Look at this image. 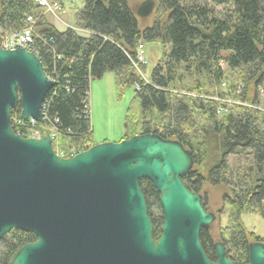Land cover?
Masks as SVG:
<instances>
[{
  "label": "trees",
  "instance_id": "trees-1",
  "mask_svg": "<svg viewBox=\"0 0 264 264\" xmlns=\"http://www.w3.org/2000/svg\"><path fill=\"white\" fill-rule=\"evenodd\" d=\"M211 1L223 8L156 0L154 23L142 27L129 0H81L72 25L59 29L35 0H0V27L19 32L30 25L29 16L35 20L34 53L56 82L41 121L57 128L56 151L96 144L90 86L113 73L119 89L135 88L122 139L155 133L190 150L195 171L183 181L195 191L206 184L226 189L223 210L231 227L221 233L230 244L228 257L248 264L249 235L241 216H264V0ZM143 41H161L164 50L149 72L147 64L140 66L142 75L135 62ZM20 114V108L13 110L12 120ZM13 129L27 136L26 128ZM140 186L148 206H160L154 185L143 179ZM162 222L154 224L155 238ZM34 240L30 232L10 231L0 240V264H10ZM207 241L203 233L214 260Z\"/></svg>",
  "mask_w": 264,
  "mask_h": 264
},
{
  "label": "water",
  "instance_id": "water-1",
  "mask_svg": "<svg viewBox=\"0 0 264 264\" xmlns=\"http://www.w3.org/2000/svg\"><path fill=\"white\" fill-rule=\"evenodd\" d=\"M155 7L146 0L136 14L146 18ZM55 84L34 52L0 44V240L14 229L36 237L10 264H237L222 243L215 260L204 249L201 232L216 215L182 179L194 156L181 142L140 134L64 158L50 137L16 133L12 111L41 121ZM143 179L160 193L158 238ZM248 264H264L263 243L249 244Z\"/></svg>",
  "mask_w": 264,
  "mask_h": 264
},
{
  "label": "rangeland",
  "instance_id": "rangeland-1",
  "mask_svg": "<svg viewBox=\"0 0 264 264\" xmlns=\"http://www.w3.org/2000/svg\"><path fill=\"white\" fill-rule=\"evenodd\" d=\"M51 2L53 0H47ZM146 0H129L132 9L136 12L139 6ZM156 1V0H155ZM186 1V0H185ZM200 3H208L214 6L211 0H198ZM81 0H68L63 4V8L59 12H54L51 9L45 10L48 19L54 23L59 29H65L67 26L61 22V19H70V14L63 17V11L67 7V13L70 9L73 11L76 7H80ZM216 10H221L222 6H214ZM157 17L156 7L154 12L146 17H138L142 27L152 25ZM147 58V70L157 63L163 53V45L161 41L144 42ZM165 48V47H164ZM140 74H145L140 66L136 67ZM135 94L134 87H125L119 89L115 84V76L113 73H107L101 79H94L90 86V106L91 117L94 131V140L96 143L104 141H120L125 133V120L129 106ZM195 169V166H194ZM207 189V190H206ZM204 190L208 195V204L218 210L224 208V195L227 192L224 187L208 185ZM161 206V205H160ZM159 205L152 204L149 206V214L153 222L158 223L162 217V208ZM224 212V211H223ZM245 226L246 233L249 235V240L252 241L254 236L264 238V216L258 213H244L241 216ZM230 222L229 217L224 213L220 222L214 225V229L223 230L225 225ZM161 225V223H160ZM162 226V225H161ZM253 235H252V234ZM0 245V250H1Z\"/></svg>",
  "mask_w": 264,
  "mask_h": 264
},
{
  "label": "built area",
  "instance_id": "built-area-1",
  "mask_svg": "<svg viewBox=\"0 0 264 264\" xmlns=\"http://www.w3.org/2000/svg\"><path fill=\"white\" fill-rule=\"evenodd\" d=\"M35 1L47 9L49 8L54 12H59L62 10L63 4L68 0H53L51 2H48L47 0H35ZM28 21L30 25L19 32L6 33L0 27V44L4 49H15L18 46H22L28 49L29 51H32V52L35 51L33 49V45L35 42V32L32 26L35 20L33 17L29 16ZM142 64H147L145 45L143 42L139 44L138 55H137V60L135 62V66L138 67V66H141ZM43 109H44V106H43ZM42 119H43V110H42ZM41 121L37 122L31 117L27 121H25L21 117H18V118L16 117L14 118V120H12L13 122L12 127L19 126V127L26 128L27 136L25 137H28V138H38L39 139L44 136H48L53 140V142L57 140L58 138L57 128L54 126H48V125L42 124ZM82 151L84 150L80 148H72L66 151L61 150V151H56V152L60 157L69 158V157L75 156L76 154Z\"/></svg>",
  "mask_w": 264,
  "mask_h": 264
},
{
  "label": "flooded vegetation",
  "instance_id": "flooded-vegetation-1",
  "mask_svg": "<svg viewBox=\"0 0 264 264\" xmlns=\"http://www.w3.org/2000/svg\"><path fill=\"white\" fill-rule=\"evenodd\" d=\"M194 166H193V169L185 176H188V179H191L192 176L191 174L194 172ZM194 174V173H193ZM184 177V176H183ZM183 179V178H182ZM208 186V184H206L204 186V189H201L199 191H195V190H191L193 192H196V193H199L201 196H202V202H203V205L206 209V211L210 212V213H214L216 215V220L206 229H203L202 232H201V241H202V234L205 233L206 234V238H207V243L208 245H210L212 248H213V251H214V254H216V245L218 243H222L224 245V248L226 250V253H227V256H228V250L230 249V244L229 242L227 241L226 238H224L222 236V230H220V227H219V230H216L214 229V225L217 223V222H220V219L221 217L224 215L225 212H223V208H219L218 210L212 208L209 204H208V195L207 193L204 191L206 189V187ZM207 190V189H206ZM227 215V214H226ZM228 216V215H227ZM224 228L226 227H231V225L228 223L227 225L223 226ZM252 234V233H251ZM260 242V243H263L264 244V238L262 237H258V236H254V239L252 241L249 240V244L251 242ZM203 244V243H202ZM204 246V244H203ZM213 260V259H212ZM215 260V258H214Z\"/></svg>",
  "mask_w": 264,
  "mask_h": 264
},
{
  "label": "crops",
  "instance_id": "crops-1",
  "mask_svg": "<svg viewBox=\"0 0 264 264\" xmlns=\"http://www.w3.org/2000/svg\"><path fill=\"white\" fill-rule=\"evenodd\" d=\"M67 10L64 9V11H63V17H64V13H65V16H67V14H70V19H66V20L65 19H63V20L61 19V22L64 25H66V26H70V25H72L73 14H74L75 11H73L72 9H70L71 10L70 13H67L68 12Z\"/></svg>",
  "mask_w": 264,
  "mask_h": 264
}]
</instances>
